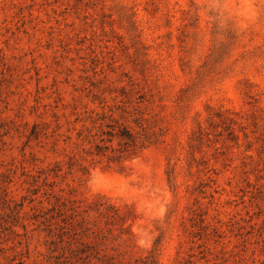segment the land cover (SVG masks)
Here are the masks:
<instances>
[{
	"label": "rangeland",
	"instance_id": "374dc122",
	"mask_svg": "<svg viewBox=\"0 0 264 264\" xmlns=\"http://www.w3.org/2000/svg\"><path fill=\"white\" fill-rule=\"evenodd\" d=\"M61 202L131 211L124 263L264 264V0H0V264H58Z\"/></svg>",
	"mask_w": 264,
	"mask_h": 264
},
{
	"label": "trees",
	"instance_id": "16d2710c",
	"mask_svg": "<svg viewBox=\"0 0 264 264\" xmlns=\"http://www.w3.org/2000/svg\"><path fill=\"white\" fill-rule=\"evenodd\" d=\"M119 136L128 141L132 139V134L124 130L120 131ZM53 197L60 200L58 196ZM56 207L61 218L46 229L49 234L55 236L52 243H56L55 250L59 251L56 257L58 264H158L155 252L136 259L134 263H124L106 251L107 237L114 229L130 235L128 222L134 218L131 211H122L112 204H101L91 208L95 212L91 217L88 216L89 209L80 212L78 205L68 206L66 202H61Z\"/></svg>",
	"mask_w": 264,
	"mask_h": 264
}]
</instances>
